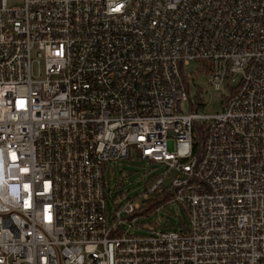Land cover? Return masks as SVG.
<instances>
[{"label":"built area","instance_id":"2783aa9c","mask_svg":"<svg viewBox=\"0 0 264 264\" xmlns=\"http://www.w3.org/2000/svg\"><path fill=\"white\" fill-rule=\"evenodd\" d=\"M192 60L215 89L240 76L215 115L181 111ZM131 152L188 224L108 214ZM0 264H264V0H0Z\"/></svg>","mask_w":264,"mask_h":264},{"label":"rangeland","instance_id":"374dc122","mask_svg":"<svg viewBox=\"0 0 264 264\" xmlns=\"http://www.w3.org/2000/svg\"><path fill=\"white\" fill-rule=\"evenodd\" d=\"M10 6L20 5L22 0H7ZM205 63L192 60L184 69L187 77V88H189V97L181 102V111L184 113L196 110L200 114L215 115L222 110L224 98L229 97L233 88H236L240 76L237 75L235 82L228 85H222L215 89L208 82V73H204ZM166 168L156 162H150L146 159L136 158L133 152L130 157L120 161H111L104 170V192L106 193V207L110 215L114 211V201L124 203L126 200L141 203L143 195L153 193L149 191L156 178L165 173ZM168 179L166 180L167 183ZM124 195V196H122ZM122 228L125 229L130 222L125 218ZM188 224L186 212L181 204L176 202L168 203L153 212L150 215H141L137 218L135 224L130 227V233L137 235L146 234L150 230H176L182 224Z\"/></svg>","mask_w":264,"mask_h":264},{"label":"trees","instance_id":"16d2710c","mask_svg":"<svg viewBox=\"0 0 264 264\" xmlns=\"http://www.w3.org/2000/svg\"><path fill=\"white\" fill-rule=\"evenodd\" d=\"M234 93V88L230 95ZM228 97L224 98L223 106L227 103ZM207 136L206 126L203 122H195L194 128H193V136H192V146L194 148V151L197 153H200L202 149L204 148V142ZM172 195V191H164L163 193H158V191L153 193L152 197H149L148 199L141 201V208L138 212L135 213L137 216L141 215H150L153 212H156L158 209L167 206V202L170 199ZM181 207H183L184 211L187 215V207L184 204H181ZM186 224L183 223L181 227L185 226Z\"/></svg>","mask_w":264,"mask_h":264}]
</instances>
